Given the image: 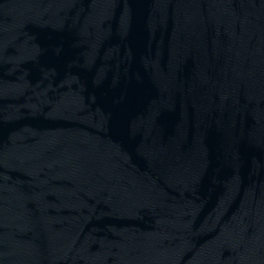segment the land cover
I'll return each instance as SVG.
<instances>
[{
	"label": "water",
	"instance_id": "obj_1",
	"mask_svg": "<svg viewBox=\"0 0 264 264\" xmlns=\"http://www.w3.org/2000/svg\"><path fill=\"white\" fill-rule=\"evenodd\" d=\"M0 264H264V0H0Z\"/></svg>",
	"mask_w": 264,
	"mask_h": 264
}]
</instances>
